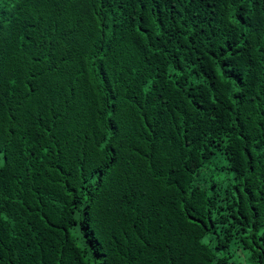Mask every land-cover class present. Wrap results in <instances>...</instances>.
<instances>
[{
	"label": "trees",
	"instance_id": "obj_1",
	"mask_svg": "<svg viewBox=\"0 0 264 264\" xmlns=\"http://www.w3.org/2000/svg\"><path fill=\"white\" fill-rule=\"evenodd\" d=\"M0 264H264V0H3Z\"/></svg>",
	"mask_w": 264,
	"mask_h": 264
},
{
	"label": "snow or ice",
	"instance_id": "obj_2",
	"mask_svg": "<svg viewBox=\"0 0 264 264\" xmlns=\"http://www.w3.org/2000/svg\"><path fill=\"white\" fill-rule=\"evenodd\" d=\"M257 2H259V0H257ZM0 7H3V0H0ZM236 23H240L241 19H235ZM105 167H107V165H104ZM100 175H103V172H100Z\"/></svg>",
	"mask_w": 264,
	"mask_h": 264
}]
</instances>
